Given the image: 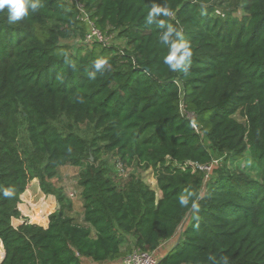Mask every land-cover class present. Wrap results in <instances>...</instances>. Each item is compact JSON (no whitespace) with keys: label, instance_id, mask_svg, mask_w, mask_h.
I'll use <instances>...</instances> for the list:
<instances>
[{"label":"trees","instance_id":"16d2710c","mask_svg":"<svg viewBox=\"0 0 264 264\" xmlns=\"http://www.w3.org/2000/svg\"><path fill=\"white\" fill-rule=\"evenodd\" d=\"M79 2L40 0L16 24L0 11L1 264H126L177 234L159 264H264V0H157L191 44L187 74L163 63L153 0ZM91 24L128 47L88 40ZM97 59L108 66L90 79ZM247 150L258 177L231 167ZM64 166L83 168L81 221L54 183ZM133 166L153 169L160 197ZM35 178L61 206L48 226L15 227Z\"/></svg>","mask_w":264,"mask_h":264},{"label":"clouds","instance_id":"9594fccd","mask_svg":"<svg viewBox=\"0 0 264 264\" xmlns=\"http://www.w3.org/2000/svg\"><path fill=\"white\" fill-rule=\"evenodd\" d=\"M40 0H0V11L7 9V20L9 24H16L29 15L30 12L39 10ZM173 10L165 3L161 5L157 0H153L150 10L147 12L145 22L148 25L155 24L162 29L160 40L168 46L167 54L163 57V63L168 66L171 72H183L187 74L191 71L193 51L191 44L184 39L183 31L171 23H166L164 18L172 17ZM108 66L106 59H97L94 63V71L89 73L90 79H96L97 73H103ZM5 197H11L13 191L5 189ZM181 206L189 204L187 196L179 199ZM194 209L198 208L196 203L192 204ZM214 259V258H212ZM215 264H229L228 257L222 256Z\"/></svg>","mask_w":264,"mask_h":264},{"label":"rangeland","instance_id":"374dc122","mask_svg":"<svg viewBox=\"0 0 264 264\" xmlns=\"http://www.w3.org/2000/svg\"><path fill=\"white\" fill-rule=\"evenodd\" d=\"M110 35V34H109ZM112 38H109V45H114V46H118L120 48H126L127 46V42L124 39H120L118 37V32L113 33ZM66 43L69 44L73 49H75V47L78 46L79 39L77 37H73L71 39L66 40ZM237 118L240 121H244V119H242L241 117L238 116V114L236 115ZM88 130V135H91L93 133V129L91 127L87 128ZM23 135V134H22ZM21 147L23 149L27 148V140L25 138V135H23L21 141ZM108 158V159H107ZM106 158V161L109 164V161L111 162V164L113 165L114 169H117L116 165H114V162L116 161L115 159L111 158L110 156ZM220 161H222V159H219ZM118 166V164H117ZM231 167H235L236 169H238V171L241 173H248L249 175H252L253 177H258L260 176V167L256 161V159L252 156L250 151H246L245 156L243 158H241L238 161L232 162ZM83 168H78V167H72V166H64L61 167L58 173V176L54 179V183L56 184V186L60 187L61 189H63L64 191V195L67 198V201H72L73 203V214L76 215V219H78L79 221L82 220V201H81V187L79 185V177H80V173L83 171ZM129 170L134 171L136 174L141 175L144 178V181L150 185L151 188L155 189L157 191V195L158 197H160V189L158 186V181L157 178L154 174L153 169H145L139 166H133L132 168H130ZM212 173H210L208 175L207 178H209L211 176ZM43 200V199H42ZM44 201V200H43ZM32 204H30V207H33L34 209H29L31 210L28 211V209H26L25 207L24 210L26 213H29L32 217V221L34 222H38V223H43V218L42 215L44 213H48V211L46 212L45 208L43 206H39L35 205L34 207V203L31 202ZM46 203V202H45ZM51 210L53 209V207L50 205ZM19 218V217H18ZM13 221V220H12ZM15 223V220H14ZM36 223V224H38ZM184 226L186 225V223L183 224ZM178 237V234L176 236V239ZM3 257L0 255V264L2 262ZM120 261H123V259H120L118 261V263Z\"/></svg>","mask_w":264,"mask_h":264},{"label":"crops","instance_id":"0c3cea01","mask_svg":"<svg viewBox=\"0 0 264 264\" xmlns=\"http://www.w3.org/2000/svg\"><path fill=\"white\" fill-rule=\"evenodd\" d=\"M160 196H161V192H160ZM31 202L34 203V207L35 205L38 204L39 206H44V204L46 203L47 205H51L53 207L51 211H49L48 213H44L42 215L43 223L34 222V223L42 224L44 226H48L49 215L59 208L58 198L53 194H46L41 188L40 180L38 178H35L34 180L31 181L28 189L21 196V203H19V210L21 211V215L19 216V218H13V224L15 227H18L19 225L23 224L25 221L33 223L31 215L29 213H26L23 208L25 207L26 209H28V211L31 212V210L29 209H34L33 207H30L31 206L30 204H32ZM71 214H73V212ZM73 216L76 215L73 214ZM175 244H176V237L168 241H165L156 251L158 253L159 259L165 256V254L168 253L172 249V247L175 246Z\"/></svg>","mask_w":264,"mask_h":264},{"label":"built area","instance_id":"2783aa9c","mask_svg":"<svg viewBox=\"0 0 264 264\" xmlns=\"http://www.w3.org/2000/svg\"><path fill=\"white\" fill-rule=\"evenodd\" d=\"M72 1H75L77 3L76 5L79 7V9H81V11H83V4H81L79 2V0H72ZM87 18L88 17L86 16L85 19H87ZM94 38L100 42H102V41L108 42V38L105 37L99 29L93 27V25H92L91 31L87 35V39L91 40ZM181 111L184 115L185 114L188 115V117L191 119L192 125L194 126V128H196L198 130V126L194 120L195 115L193 113H187V111L185 109V105L183 103L181 104ZM202 168H204L208 172H210L212 169V166H206V167H202ZM123 262L126 264H159V257L154 252L136 250L132 254H130Z\"/></svg>","mask_w":264,"mask_h":264},{"label":"water","instance_id":"95a60500","mask_svg":"<svg viewBox=\"0 0 264 264\" xmlns=\"http://www.w3.org/2000/svg\"><path fill=\"white\" fill-rule=\"evenodd\" d=\"M60 206H61V205H60V203H59V208H60ZM59 208H58V209H59ZM4 257H5V252H4V255H3V259H4Z\"/></svg>","mask_w":264,"mask_h":264}]
</instances>
